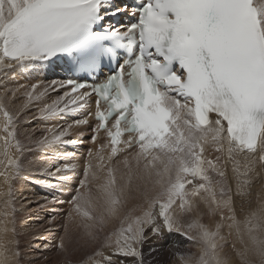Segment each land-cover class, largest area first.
I'll use <instances>...</instances> for the list:
<instances>
[{
    "label": "snow or ice",
    "instance_id": "1",
    "mask_svg": "<svg viewBox=\"0 0 264 264\" xmlns=\"http://www.w3.org/2000/svg\"><path fill=\"white\" fill-rule=\"evenodd\" d=\"M52 66L68 78L8 86ZM60 89L36 115L80 118L22 130ZM34 175L48 194L18 195ZM33 203L68 205L55 264H157L165 246L171 264H264V0H0V264H21Z\"/></svg>",
    "mask_w": 264,
    "mask_h": 264
},
{
    "label": "bare ground",
    "instance_id": "2",
    "mask_svg": "<svg viewBox=\"0 0 264 264\" xmlns=\"http://www.w3.org/2000/svg\"><path fill=\"white\" fill-rule=\"evenodd\" d=\"M9 80H8V86L9 87H15V86H17L18 84H25V85H31V84H39L40 86H41V90H42V88H43V86H46L47 84H44L43 82L46 80V79H48L49 77H52L51 75H47L45 72H44V70L43 69H40V70H38V71H34V72H21L20 70H13V71H10L9 72ZM52 78H54V77H52ZM54 80H60V79H55L54 78ZM51 93V92H50ZM54 93H56V94H63L64 93V90L63 89H60V90H57V91H55ZM47 96V95H46ZM55 96V95H54ZM53 96V97H54ZM49 97V95L47 96V98ZM51 97V96H50ZM56 97V96H55ZM51 99V98H50ZM54 99V98H53ZM48 100V99H47ZM46 99L44 100H42L41 102H39V103H35L34 105H35V107H36V110L38 111V109H39V107H42L43 106V104L44 103H47L46 101H47ZM56 100H57V98H56ZM21 101H17L16 103L18 104V103H20ZM52 103V102H51ZM49 104H50V102H49ZM33 105V106H34ZM34 107V108H35ZM27 111H29V110H27ZM35 112V111H34ZM33 112V113H34ZM29 113V112H28ZM27 113V114H28ZM35 114V113H34ZM30 115V114H29ZM68 115H71L72 117H74L75 119H78V118H80L78 115H75V114H68ZM32 116V115H31ZM38 116V115H37ZM71 116H70V118H71ZM23 119V118H22ZM72 119V118H71ZM29 120V119H28ZM66 120V119H65ZM42 121V120H41ZM62 121H64L63 120V118L62 117H58V118H52V119H49V120H46V121H44V122H41V126L43 125V124H45L46 125V127H49V126H51V125H53V124H64V122L62 123ZM67 121V120H66ZM68 121H69V119H68ZM29 122V121H28ZM36 122V121H35ZM71 122V121H70ZM33 123V122H32ZM43 123V124H42ZM67 123V122H66ZM36 124V123H35ZM37 124H38V122H37ZM29 127H31V126H29ZM45 127V128H46ZM38 128V127H37ZM35 129V128H34ZM38 129H41V128H38ZM23 130V129H22ZM42 130V129H41ZM37 131V130H36ZM43 131V130H42ZM84 131V134H85V136L86 135H89V134H91L90 133V130H88V129H84L83 130ZM38 132V131H37ZM39 137H40V135H39ZM75 137V136H74ZM77 137V136H76ZM90 137V136H89ZM72 138V137H71ZM36 139H38V138H36ZM74 139V138H73ZM86 140H88V139H86ZM85 140V141H86ZM86 143V142H85ZM85 145V144H84ZM87 145V144H86ZM69 149V148H68ZM76 149V148H75ZM83 151V150H82ZM81 151V152H82ZM84 151H85V149H84ZM80 152V151H79ZM86 152V151H85ZM45 154V153H44ZM48 154H50V153H48ZM52 154V153H51ZM82 154V156H83V153H81ZM80 154V155H81ZM45 156V155H44ZM77 156V155H76ZM78 157H80L79 155H78ZM35 158V164L33 165V168H32V172L34 173V174H36L37 172H38V169L40 168V167H42L43 166V164L45 163V160H44V157H43V154H42V152L40 151V150H35L34 151V153L32 154V155H29V159H34ZM83 158V157H82ZM81 158V159H82ZM78 160V159H77ZM81 161V160H80ZM74 162V161H73ZM77 162V161H76ZM82 162V161H81ZM78 163V162H77ZM83 163V162H82ZM258 185V184H257ZM256 185V186H257ZM16 188L18 189V195H20V194H22L23 196H27V197H29L30 199H33L34 200V194H36V193H42L43 195H47L48 194V190H46V189H43V187H41L38 183H36L35 182V175L33 176V177H30V178H28V179H25V178H21L17 183H16ZM256 188V187H255ZM259 188H260V186H259ZM258 188V189H259ZM258 189H256V190H258ZM38 191V192H37ZM35 192V193H34ZM37 196H41V195H37ZM66 196H68V194H64V195H61V198L62 197H66ZM69 197H66L65 199H68ZM17 207H20V205L19 204H17ZM54 207V206H53ZM66 207H67V205H66ZM47 208V207H46ZM53 209H55V208H53ZM52 209V210H53ZM51 210V209H50ZM38 211V207L36 206V204L35 203H33L32 205H31V210L30 211H28V212H21V214H25V213H27L28 214V217H30V218H32V222H35V220H37L36 219V217H39V215L40 214H36V212ZM45 211V210H44ZM45 213H47L46 211H45ZM21 214H20V225L18 226V231L21 233V235H20V237L22 236V237H24L23 238V240L24 241H26V238H27V236H29L30 234L28 233V232H31V230L32 229H34L35 228V226H36V228H37V224H35V225H32L30 222L31 221H29V222H27V221H24L22 218H21ZM48 214V213H47ZM205 222H207V221H205ZM40 226V225H39ZM39 228V227H38ZM40 228H42V227H40ZM43 232H44V230H43V228L41 229ZM51 230V229H50ZM37 231H39V230H36V232ZM41 231V232H42ZM34 232V231H33ZM27 233V234H26ZM38 233H40V232H38ZM50 233H51V231H50ZM54 233V232H53ZM24 234H26L25 236H23ZM29 234V235H28ZM46 233H44V235H45ZM57 234V233H56ZM34 235H35V237H37L38 239V241L40 242V241H42L43 240V236H42V234L40 235V236H37L36 235V233H34ZM33 235V236H34ZM55 235V234H54ZM31 236V235H30ZM29 236V237H30ZM46 236H47V234H46ZM52 236V235H51ZM28 237V238H29ZM41 237H43V238H41ZM58 237V236H57ZM34 238V237H33ZM46 238L47 237H45V239L44 240H46ZM175 239H179V237H174ZM19 239H21L22 240V238H19ZM31 239H32V237H31ZM49 239H51V238H49ZM54 239V238H53ZM20 240V241H21ZM30 240V239H29ZM28 240V241H29ZM34 240V239H33ZM35 240H36V238H35ZM43 240V241H44ZM24 241H21V242H23L24 243ZM32 241V240H31ZM53 241V240H52ZM20 242V243H21ZM35 242V241H34ZM22 243V244H23ZM28 243H31V242H28ZM43 243V242H42ZM39 244V243H38ZM40 244H41V242H40ZM47 244V243H46ZM49 244H50V241H49ZM23 245H25V244H23ZM26 245H29V244H27V242H26ZM32 245H36V244H32ZM29 246H31V245H29ZM28 247V246H27ZM27 247H25V249H24V251L22 250V246L20 245V250H21V264H31V263H35V262H38V264H40V261L39 260H41L42 258L40 257V256H38V255H40L39 254V252H38V247H34L33 249H32V251H35V254L34 253H32L31 252V250L29 251V248H27ZM40 247H43L44 248V246H43V244L40 246ZM39 247V248H40ZM31 248H32V246H31ZM30 248V249H31ZM38 249V250H37ZM146 249H147V246H146ZM52 250V249H51ZM46 251H47V249H46ZM190 251H192V252H195L196 251V248H195V250H190ZM42 252V251H41ZM48 254V253H47ZM170 252L168 251V252H163L162 251V249L160 250V252L157 254V256H156V260H157V264H171V261H170ZM44 256H48V255H45V253L43 254V257ZM61 256V255H60ZM55 257V256H54ZM62 257V256H61ZM49 258V257H48ZM60 258V257H59ZM63 258V257H62ZM61 259V258H60ZM72 259H73V264H78V261H79V259H80V256H74V257H72ZM44 260V259H43ZM44 261H46V258H45V260ZM53 262V261H52ZM36 264V263H35ZM55 264V263H54Z\"/></svg>",
    "mask_w": 264,
    "mask_h": 264
},
{
    "label": "rangeland",
    "instance_id": "3",
    "mask_svg": "<svg viewBox=\"0 0 264 264\" xmlns=\"http://www.w3.org/2000/svg\"><path fill=\"white\" fill-rule=\"evenodd\" d=\"M52 80H54V78H52V77H49L48 79H46L43 83L44 84H48V83H50ZM51 92V93H50ZM49 95V97L47 98V96ZM56 97H55V96ZM61 95H63V94H56V93H54L53 91H49V93L47 94V96H45L43 99L45 100H47L46 102L47 103H51V102H53V101H56V98L58 99V97L59 96H61ZM51 96V97H50ZM54 96V97H53ZM51 98V99H50ZM54 98V99H53ZM23 98H21V100H22ZM35 107V105L33 106H30L29 107V111H27V116L29 117V120H27L26 122H24L23 124H22V129L23 128H27L28 129V131H32V130H35L34 131V137L35 138H40L41 137V135L43 134V131L47 128L46 127V125L45 124H43L42 126H41V122H44V121H46L45 119H42V118H40L39 116H37L36 114L38 113V111L36 110V107ZM35 111V112H34ZM35 114H34V113ZM30 114V115H29ZM32 115V116H31ZM35 115V118H32L33 116ZM70 116L71 115H66V116H62V118H63V120L65 121H62V123L64 122V124L67 122V123H70V121H72L73 119H75L74 117H72L71 116V118H70ZM67 121H66V120ZM68 119H69V121H68ZM42 120V121H41ZM29 121V122H28ZM36 121V122H35ZM33 122V123H32ZM37 122H38V124H37ZM36 123V124H35ZM29 126H31V127H29ZM41 128V129H38V128ZM46 127V128H45ZM35 128V129H34ZM38 132H37V131ZM39 135H40V137H39ZM91 134H89V135H86L85 136V134L83 135V139L84 140H86V139H88L89 140V136H90ZM75 136V137H74ZM71 138V137H70ZM72 138H74V139H76V138H78V137H76V135H73L72 136ZM88 140H86L85 142L86 143H84L83 145H80V146H65L64 148H63V150L64 151H69V152H72V151H75L76 152V155H77V158H76V160H74V162L73 163H77L78 162V164H82V162H83V158L82 157H84V156H86V154H87V149L89 148V147H91V145H90V143H88L87 141ZM26 143H27V141H26ZM87 144V145H86ZM34 147V146H33ZM69 148V149H68ZM76 148V149H75ZM84 149H85V151H84ZM35 150H37V149H35ZM34 150V151H35ZM83 150V151H82ZM80 151V152H79ZM82 151V152H81ZM50 154H48L47 153V155H51V152H49ZM81 153H83V156H82V154ZM42 154H43V157H44V153L42 152ZM81 154V155H80ZM78 155L80 156V157H78ZM82 158V159H81ZM78 159V160H77ZM82 162H81V161ZM77 161V162H76ZM259 184L257 185V186H255L256 188L254 189V190H256V189H258L259 188ZM44 189V188H43ZM38 192V191H37ZM35 193V192H34ZM37 195H41V196H43V194L42 193H36V194H34V200L37 198V197H39V196H37ZM66 197H69V196H66ZM66 197H62L61 198V196H60V199H63V200H66L65 198ZM66 205L67 204H64V205H55L54 207L53 206H48L47 208L46 207H44V208H40V207H38L37 205V207H38V211L36 212V214L38 215V214H40L39 215V217H36V219L37 220H35V222H32L33 220H32V218H30V217H28V214L27 213H23V214H21V218L24 220V221H27V222H29V221H31L30 223L32 224V225H35V224H37V228H36V226H35V228L34 229H32L31 230V232H28L29 234V236H27V238H26V241H24L23 240V238L24 237H19V238H22V240L21 241H24V243L23 242H21L20 243V245L22 246V250L24 251V249H25V247H27V248H31V246H32V248L30 249L29 248V251L31 250V252L32 253H34L35 254V251H32V249L34 248V247H38V252H39V254L40 255H38V256H40L42 259L41 260H39L40 261V264H54L57 260H61V259H63L60 255L61 254H59L58 252H57V250L54 248V247H52V245L53 244H55L56 243V241L58 240V238H59V236L60 235H62L63 234V227H62V225L64 224V222H65V219H66V215H67V211H68V205H67V207H66ZM53 208H55V209H53ZM51 209V210H50ZM53 209V210H52ZM48 213H45V211ZM50 215H56L57 216V223L54 225V226H52V225H49V223H48V221H49V218H50ZM20 219V218H19ZM40 225V226H39ZM39 227V228H38ZM40 227H42L43 228V230H44V232L41 230L42 228H40ZM51 229V230H50ZM36 230H39V231H37L36 232ZM34 231V232H33ZM42 231V232H41ZM50 231H51V233H50ZM38 232H40V233H38ZM54 232V233H53ZM34 233H36V235L37 236H40L41 234H42V236L44 235V233H46L47 234V236H46V234L43 236V237H41V238H43V240L45 239V237H47L46 238V240H42V241H40L41 242V244H40V242L37 240L38 238L37 237H35V235H34ZM57 233V234H56ZM27 234V233H26ZM26 234H24L23 236H25ZM55 234V235H54ZM34 235V236H33ZM52 235V236H51ZM58 236V237H57ZM29 237V238H28ZM31 237H32V239H31ZM34 237V238H33ZM35 238H36V240H35ZM49 238H51V239H49ZM54 238V239H53ZM30 239V240H29ZM34 239V240H33ZM29 240V241H28ZM32 240V241H31ZM53 240V241H52ZM35 241V242H34ZM49 241H50V244H49ZM26 242H27V244H29V245H31V246H29V245H26ZM28 242H31V243H28ZM43 242V243H42ZM25 244V245H23V244ZM36 244V245H32V244ZM39 243V244H38ZM48 244L49 245V247L47 248V251H46V249L45 248H43V247H40L42 244H43V246L45 245V244ZM34 246V247H33ZM40 247V248H39ZM52 249V250H51ZM190 250H195V247H193V248H191ZM42 251V252H41ZM162 251L163 252H168V248H167V246H165V247H163L162 248ZM225 251L226 252H230V248H226L225 249ZM45 253V255H48V256H44L43 257V254ZM48 253V254H47ZM82 255V254H81ZM55 256V257H54ZM77 256H79V255H77ZM49 257V258H48ZM61 259H60V258ZM45 258H46V261H44L45 260ZM44 259V260H43ZM53 261V262H52ZM36 264H38V262H35ZM35 263H31V264H35Z\"/></svg>",
    "mask_w": 264,
    "mask_h": 264
}]
</instances>
